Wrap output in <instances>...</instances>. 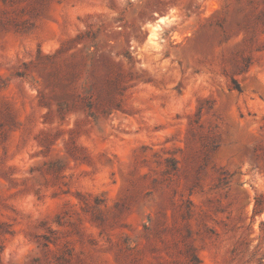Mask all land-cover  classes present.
I'll return each mask as SVG.
<instances>
[{
    "label": "rangeland",
    "instance_id": "1",
    "mask_svg": "<svg viewBox=\"0 0 264 264\" xmlns=\"http://www.w3.org/2000/svg\"><path fill=\"white\" fill-rule=\"evenodd\" d=\"M0 264H264V0H0Z\"/></svg>",
    "mask_w": 264,
    "mask_h": 264
}]
</instances>
